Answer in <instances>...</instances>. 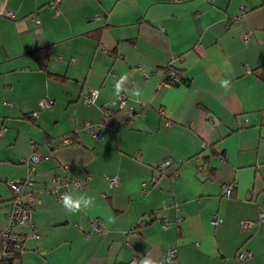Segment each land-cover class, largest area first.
<instances>
[{"label":"crops","instance_id":"obj_1","mask_svg":"<svg viewBox=\"0 0 264 264\" xmlns=\"http://www.w3.org/2000/svg\"><path fill=\"white\" fill-rule=\"evenodd\" d=\"M52 1L0 0V228L8 182L38 156L36 236L27 227L4 264H139L144 254L158 264L172 246L169 264H237L239 249L252 254L242 264H264V0H59L58 13ZM170 72L181 80L164 82ZM125 73L145 102L124 93L119 109ZM42 97L52 105L40 108ZM61 192L94 202L69 213ZM242 219L258 221L240 229Z\"/></svg>","mask_w":264,"mask_h":264},{"label":"built area","instance_id":"obj_2","mask_svg":"<svg viewBox=\"0 0 264 264\" xmlns=\"http://www.w3.org/2000/svg\"><path fill=\"white\" fill-rule=\"evenodd\" d=\"M58 4L59 0H53L50 3L51 8L55 13H58ZM4 15L8 17H13L14 12L10 9H6L4 11ZM34 22H37L38 19L32 17ZM250 33H246V37L249 36ZM168 76V80L167 77ZM180 77L176 76L173 72L165 74L164 82L172 83L180 81ZM128 85V84H127ZM98 90L96 88L90 89L85 95L84 100L87 104H92L95 101L97 96ZM113 105L116 108L122 109L125 106V96L124 93H121L119 97H115L113 100ZM39 107L40 108H47L52 105V100L47 97H42L39 100ZM37 112H31L30 116L34 118ZM84 125L94 134H98V124L94 123L88 119L84 120ZM2 132V130H0ZM69 138H64L62 142H69ZM38 161V156L34 153L29 155L24 159V162L28 165V172L33 170V163ZM170 163V160L166 159L160 162V166L164 167ZM27 175L23 180L20 181H9L8 186L11 189L13 196L11 201V209L7 217V222L4 227L0 228V260H7L12 261L14 260L21 252L23 248V242L26 237L25 229L29 227L28 235L36 236V232L32 227V220H31V212H32V205L35 201L33 187H32V177ZM61 175H56L52 178L53 182L57 183H64L65 180ZM109 186H113L119 183V178L117 175L109 176L108 178ZM70 184L76 186L78 188H82L83 184L81 181L70 178ZM69 183V182H68ZM51 191L57 194L56 186H52ZM64 192H61L63 195ZM222 193L224 195H230L231 193V186H223ZM220 220L217 212L213 214V217L210 220L211 225H216V223ZM258 220H264V211H260L258 214ZM257 220V221H258ZM257 221L254 220H239L238 226L240 229L251 228ZM167 223L164 222L163 226H166ZM93 228L98 232H103L102 223L99 220H95L92 222ZM176 247L172 246L167 248L158 260V264H169L172 262L176 257ZM251 252L247 249H239L236 253L237 264H242L243 260L249 258L251 256ZM135 262L133 260L131 263Z\"/></svg>","mask_w":264,"mask_h":264},{"label":"clouds","instance_id":"obj_3","mask_svg":"<svg viewBox=\"0 0 264 264\" xmlns=\"http://www.w3.org/2000/svg\"><path fill=\"white\" fill-rule=\"evenodd\" d=\"M228 61H225V67L226 69L229 67ZM129 82L128 74L125 73L124 75L120 76L116 82H115V94L117 97L121 95V93H125L129 95L130 97L136 99L137 102H145V96L144 93L138 88L134 87L131 90H129L126 85ZM220 86L224 88L226 91L229 88L230 81L229 80H220L219 81ZM94 202L93 197L89 196H79L77 198H73L72 195H63L61 197V203L62 206L66 209L69 213H77L83 210H87ZM111 222V221H110ZM139 264H157V261H155L151 255L144 254L140 260Z\"/></svg>","mask_w":264,"mask_h":264},{"label":"trees","instance_id":"obj_4","mask_svg":"<svg viewBox=\"0 0 264 264\" xmlns=\"http://www.w3.org/2000/svg\"><path fill=\"white\" fill-rule=\"evenodd\" d=\"M35 53V52H34ZM33 53V54H34ZM43 53V52H42ZM38 54V53H37ZM47 56H48V52H44L42 55H41V57H42V59H46L47 58ZM167 77V80L169 79L168 78V76H166ZM4 263H10V261H7V260H0V264H4Z\"/></svg>","mask_w":264,"mask_h":264}]
</instances>
